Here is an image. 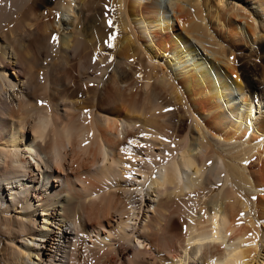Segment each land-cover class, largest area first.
I'll return each instance as SVG.
<instances>
[{
	"label": "bare ground",
	"instance_id": "obj_1",
	"mask_svg": "<svg viewBox=\"0 0 264 264\" xmlns=\"http://www.w3.org/2000/svg\"><path fill=\"white\" fill-rule=\"evenodd\" d=\"M86 1L0 0V264H264V0Z\"/></svg>",
	"mask_w": 264,
	"mask_h": 264
},
{
	"label": "rangeland",
	"instance_id": "obj_2",
	"mask_svg": "<svg viewBox=\"0 0 264 264\" xmlns=\"http://www.w3.org/2000/svg\"><path fill=\"white\" fill-rule=\"evenodd\" d=\"M88 1V3L89 2H91V7H90V5L88 4V6H87V8H90V9H92V10H94L93 12L94 13H97L98 12V10H100L99 11V13H97L98 14V16L97 17H99V19L97 18V23L98 24H101V20H102V18H105V15L104 16H102V13H105L106 11H108L107 10V7H106V1L107 0H87ZM87 1H86V3H87ZM94 1V3H92ZM97 4H96V3ZM104 2H105V4H104ZM98 3L100 4V5H98ZM97 6V7H96ZM101 6H103L104 8H105V10H104V8L103 7H101ZM104 10V11H103ZM100 14V15H99ZM109 20H111V19H107L106 21H107V23H108V21ZM112 21V20H111ZM97 24V25H98ZM109 25H106V27L105 28H109L108 27ZM110 29V28H109ZM261 46H263L262 47V49H263V52H262V50H260L259 49V47H261ZM237 48V50H236V58L238 59V60H241V63H245V64H248L249 66H257V68H258V73H259V76H257V77H255V80L258 82V84H259V87H258V93L260 94V97H263V101H264V75L261 77V74H263L264 73V39L262 40V41H260L259 42V44L258 45H256L253 49H252V51L251 50H248L247 49V47H244L243 45H241V44H237V46H236ZM240 50H239V49ZM253 54V55H252ZM257 56V57H256Z\"/></svg>",
	"mask_w": 264,
	"mask_h": 264
},
{
	"label": "snow or ice",
	"instance_id": "obj_3",
	"mask_svg": "<svg viewBox=\"0 0 264 264\" xmlns=\"http://www.w3.org/2000/svg\"><path fill=\"white\" fill-rule=\"evenodd\" d=\"M108 25H109V28H112L113 27V22L111 21V20H109L108 21ZM58 36L57 35H53V37H52V40H53V42H56V43H58ZM116 39V36L113 34V35H110V37H109V41H106V43L108 44V47L109 48H112V47H114V44L111 42V41H114ZM96 62V57L94 56V58H93V63H95ZM41 104H43L44 102L43 101H41L40 102ZM166 111H168V109H166ZM245 163H248L247 161L245 162ZM134 175V174H133ZM132 178V175H130L129 176V179H131ZM254 199H255V197H253ZM241 216H243V213H241ZM239 222H240V220H239V218H238V224H239ZM251 235V234H250ZM246 247H248V246H254V245H245Z\"/></svg>",
	"mask_w": 264,
	"mask_h": 264
}]
</instances>
